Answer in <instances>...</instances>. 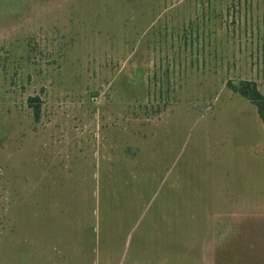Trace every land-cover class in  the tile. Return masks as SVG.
I'll return each instance as SVG.
<instances>
[{
	"label": "rangeland",
	"instance_id": "rangeland-1",
	"mask_svg": "<svg viewBox=\"0 0 264 264\" xmlns=\"http://www.w3.org/2000/svg\"><path fill=\"white\" fill-rule=\"evenodd\" d=\"M239 81L264 0H0V264H264Z\"/></svg>",
	"mask_w": 264,
	"mask_h": 264
},
{
	"label": "trees",
	"instance_id": "trees-1",
	"mask_svg": "<svg viewBox=\"0 0 264 264\" xmlns=\"http://www.w3.org/2000/svg\"><path fill=\"white\" fill-rule=\"evenodd\" d=\"M226 87L232 93L247 100L255 108L264 130V96L259 92L256 83L250 81L227 82ZM37 113L38 109L35 111L36 116Z\"/></svg>",
	"mask_w": 264,
	"mask_h": 264
}]
</instances>
